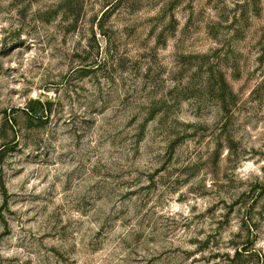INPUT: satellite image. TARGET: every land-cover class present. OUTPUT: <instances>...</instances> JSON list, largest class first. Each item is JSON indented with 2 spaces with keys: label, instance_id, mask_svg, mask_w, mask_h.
Segmentation results:
<instances>
[{
  "label": "rangeland",
  "instance_id": "rangeland-1",
  "mask_svg": "<svg viewBox=\"0 0 264 264\" xmlns=\"http://www.w3.org/2000/svg\"><path fill=\"white\" fill-rule=\"evenodd\" d=\"M0 264H264V0H0Z\"/></svg>",
  "mask_w": 264,
  "mask_h": 264
},
{
  "label": "trees",
  "instance_id": "trees-1",
  "mask_svg": "<svg viewBox=\"0 0 264 264\" xmlns=\"http://www.w3.org/2000/svg\"><path fill=\"white\" fill-rule=\"evenodd\" d=\"M39 105H40V103H38ZM47 106H49V104H46ZM44 110V113H47V112H49V110L48 109H43ZM28 111H30V109L28 108ZM31 112V111H30ZM31 114V113H30Z\"/></svg>",
  "mask_w": 264,
  "mask_h": 264
}]
</instances>
